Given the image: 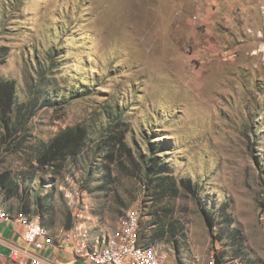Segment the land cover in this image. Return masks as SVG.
<instances>
[{"label": "rangeland", "instance_id": "rangeland-1", "mask_svg": "<svg viewBox=\"0 0 264 264\" xmlns=\"http://www.w3.org/2000/svg\"><path fill=\"white\" fill-rule=\"evenodd\" d=\"M0 47L17 105L40 92L25 145L87 131L54 181L27 154L0 151V172H34L31 198L55 188L53 242L103 238L137 205L153 232L146 167L158 160L190 181L158 204L178 232L154 244L164 264H264V0H0ZM114 133L129 153L117 152L105 193L93 172L104 179ZM0 205L20 212L1 188Z\"/></svg>", "mask_w": 264, "mask_h": 264}, {"label": "trees", "instance_id": "trees-1", "mask_svg": "<svg viewBox=\"0 0 264 264\" xmlns=\"http://www.w3.org/2000/svg\"><path fill=\"white\" fill-rule=\"evenodd\" d=\"M7 52V47H0V59ZM2 62L3 59L0 60V64ZM50 81H53L52 78L47 79V82ZM44 88H47V85H44ZM39 98L40 92L28 104L17 105L14 82L12 80L0 79V128L3 129V133L0 134V148L6 147L0 149V151L11 150L27 154L29 166L33 170L34 168L48 169L49 179L47 181H54L66 168L68 162H72L71 164L75 166L77 165L73 162L84 150L87 141V131L85 128L76 125L60 130L51 135L46 141L40 140L36 141V143H31V145H25L27 141L26 127L29 123V118L37 107ZM110 138L106 142L107 152L102 157L105 172L104 179L101 178V175L97 171L93 172V174H96L98 181H101L97 186L105 193L110 191L107 185L113 182L110 165L116 161L117 152L125 150L127 154L129 153V150L125 149L122 133H114ZM110 141H114V143ZM146 172L148 176H151L147 190H151V200L155 203L157 209L149 211L154 231L150 233L142 229L140 236L145 244L152 245L164 236L175 238L178 234V232L172 229L173 225L167 223L166 219H164L167 217L166 213L163 212L164 214H162V208L158 204L166 196H176L178 193L177 186H181L184 190L189 191L190 181L180 178L176 180L178 182H175L170 177L163 175L168 173L169 169L165 164L159 163L158 160L151 161L146 167ZM26 175L28 173L26 174L22 170L15 173L11 169L3 170L0 172V188L3 190L6 199L17 198L19 202L18 210L20 212L39 216L42 219L41 223L45 227L51 228L55 222L56 204L52 199V193L55 192V188L52 187L51 192H45L43 195L37 193L31 198V193L34 189L33 187H28L30 185L26 184V180H33L34 172L29 173L28 177ZM86 181L87 186H89V179H86ZM69 218L70 215L67 216L68 222L64 224L66 230H69L71 227Z\"/></svg>", "mask_w": 264, "mask_h": 264}, {"label": "built area", "instance_id": "built-area-1", "mask_svg": "<svg viewBox=\"0 0 264 264\" xmlns=\"http://www.w3.org/2000/svg\"><path fill=\"white\" fill-rule=\"evenodd\" d=\"M142 219V207L133 206L125 211L114 229L103 238L89 241L85 234H81L77 237H64L62 240L66 245L75 244L74 255L89 264H164V259L158 254L154 244L147 245L141 239ZM10 221H15L21 228L23 245L5 241L0 237V246L6 249L4 256L13 260L21 256L29 264H56L42 254L53 241L39 216L24 212H17L13 216L0 205V224ZM209 264L225 263H218L214 258Z\"/></svg>", "mask_w": 264, "mask_h": 264}, {"label": "crops", "instance_id": "crops-1", "mask_svg": "<svg viewBox=\"0 0 264 264\" xmlns=\"http://www.w3.org/2000/svg\"><path fill=\"white\" fill-rule=\"evenodd\" d=\"M20 232L21 228L15 221L0 224V237L5 241L23 245ZM62 239L63 237L59 241L53 242L54 244L47 247L42 254L49 257L56 264H89L74 255L75 244L66 245ZM0 253V256H4L6 253V249L2 246H0Z\"/></svg>", "mask_w": 264, "mask_h": 264}]
</instances>
